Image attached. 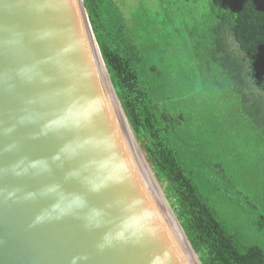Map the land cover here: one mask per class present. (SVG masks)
I'll return each instance as SVG.
<instances>
[{
	"label": "water",
	"instance_id": "water-1",
	"mask_svg": "<svg viewBox=\"0 0 264 264\" xmlns=\"http://www.w3.org/2000/svg\"><path fill=\"white\" fill-rule=\"evenodd\" d=\"M0 264H202L83 0H0Z\"/></svg>",
	"mask_w": 264,
	"mask_h": 264
},
{
	"label": "trees",
	"instance_id": "trees-1",
	"mask_svg": "<svg viewBox=\"0 0 264 264\" xmlns=\"http://www.w3.org/2000/svg\"><path fill=\"white\" fill-rule=\"evenodd\" d=\"M150 1L83 0L126 119L201 263L264 264V174L247 191L204 144L241 124L264 149V0ZM200 92L219 107L193 134Z\"/></svg>",
	"mask_w": 264,
	"mask_h": 264
},
{
	"label": "rangeland",
	"instance_id": "rangeland-1",
	"mask_svg": "<svg viewBox=\"0 0 264 264\" xmlns=\"http://www.w3.org/2000/svg\"><path fill=\"white\" fill-rule=\"evenodd\" d=\"M117 1L124 12H126L130 8H134L140 2L147 6L146 1L148 0ZM150 2V5L147 7L148 9H152L156 5V0H151ZM194 97L193 100H190L186 108L187 116L190 118L191 122L193 121L191 126V132H193V134L206 129V127L214 121L211 112L219 107L216 102L206 100L201 92L197 93ZM229 132L225 143L218 141L209 142L208 140L204 142L207 146H204L213 151L214 155L222 156V158L233 165V169L238 172L246 183L244 187L245 190L256 192L257 190L255 188L258 182L253 181V176L255 175L258 179H261V175L263 176L264 174L262 173V171H264L262 163L264 161V149L255 147V144H253L251 138L247 136L241 124L232 126ZM232 133L235 134L232 135Z\"/></svg>",
	"mask_w": 264,
	"mask_h": 264
}]
</instances>
